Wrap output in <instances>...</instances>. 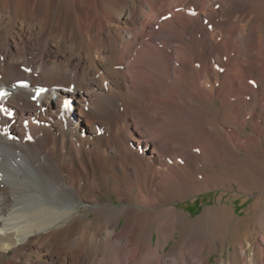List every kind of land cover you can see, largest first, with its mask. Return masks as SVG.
Wrapping results in <instances>:
<instances>
[{
  "label": "bare ground",
  "instance_id": "1",
  "mask_svg": "<svg viewBox=\"0 0 264 264\" xmlns=\"http://www.w3.org/2000/svg\"><path fill=\"white\" fill-rule=\"evenodd\" d=\"M263 225L264 0H0V264H264Z\"/></svg>",
  "mask_w": 264,
  "mask_h": 264
},
{
  "label": "rangeland",
  "instance_id": "2",
  "mask_svg": "<svg viewBox=\"0 0 264 264\" xmlns=\"http://www.w3.org/2000/svg\"><path fill=\"white\" fill-rule=\"evenodd\" d=\"M55 97V96H54ZM74 113L76 114L77 111L75 110V112H73L72 114L74 115ZM39 187V186H37ZM22 190V189H21ZM22 193L23 191L17 190L16 193ZM224 191L222 190H216V191H209L194 197H190L186 200L183 201H176L174 202V207L177 213L182 212L183 214L188 215L189 217H198L201 212L203 211V209L205 207H212L215 204L218 203V197L223 194ZM256 192H253L252 194H250L247 191H242L238 188V186H234L233 191H227L223 198L222 201L225 202L229 207H232L235 210V213L239 216L242 217H246V211L248 210L249 206L251 205V203L254 201V196H256ZM112 199H114V197H111ZM114 203L116 205H119V202L114 201ZM124 224V221L121 222V225ZM264 229V225L262 227ZM157 234L155 233L154 235V239L157 240ZM232 238H228V240L230 241ZM174 244V242L172 241L170 243V245H168L166 247V252L169 251L172 247V245ZM230 249H232L230 247ZM228 250H225L222 254V256L224 257L225 254H228ZM220 257V254L218 251H214L211 255V262L215 263L216 259Z\"/></svg>",
  "mask_w": 264,
  "mask_h": 264
}]
</instances>
